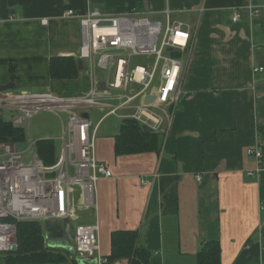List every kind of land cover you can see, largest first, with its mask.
<instances>
[{
  "label": "crops",
  "instance_id": "1",
  "mask_svg": "<svg viewBox=\"0 0 264 264\" xmlns=\"http://www.w3.org/2000/svg\"><path fill=\"white\" fill-rule=\"evenodd\" d=\"M254 3L264 14V0H0V90L12 94L68 100L89 93L92 79L77 63L74 79L50 74L52 58H79V17L89 9L118 17L134 7L163 28L173 22L189 28V47L180 55L181 99L163 116L154 150L116 152L121 116L130 110L113 115L121 120L117 131L101 133L102 121L112 116L108 110L94 107L105 111L95 123L90 109L83 112L96 127L95 159L111 177L96 184L94 207L74 197L80 193L75 186L70 202L75 219L52 224L63 230L96 225L105 264H129L117 240L129 232L136 235V247L149 252L148 264H196L201 246L210 241L219 244L220 264H264V166L247 176L256 162L246 153L254 146L264 153V18L255 16ZM68 11L77 18H65ZM257 68L263 71L254 72ZM97 78L105 81L106 73ZM66 135L62 123L34 139L27 123L21 142L31 141L36 151L38 142L50 141L57 160ZM57 251L68 258L56 264L73 259ZM2 254L0 264H10Z\"/></svg>",
  "mask_w": 264,
  "mask_h": 264
},
{
  "label": "built area",
  "instance_id": "2",
  "mask_svg": "<svg viewBox=\"0 0 264 264\" xmlns=\"http://www.w3.org/2000/svg\"><path fill=\"white\" fill-rule=\"evenodd\" d=\"M252 6L256 9L255 16L264 18L258 5ZM65 18L77 16L68 11ZM79 20V58L92 79L87 95L59 100L47 95L0 92V115L13 127L23 129L25 135L30 118L42 111H65L68 115L66 139L52 166L43 165L37 158L31 141H24L27 144L24 151L17 149V142L0 141V253L11 251L20 222L75 219L70 207L75 186L79 187L83 206L94 207L96 184L101 178L111 177V171L95 159L96 127L89 117H83L85 110L105 107L107 115L130 110V114L121 117L158 133L162 130L163 116L181 99L180 55L188 50L191 39L187 25L173 22L163 28L136 11L110 17L95 9H89ZM236 20L234 16L232 21ZM134 60L141 63L134 64ZM103 71L107 79L100 81L97 75ZM261 71L262 68L254 69ZM149 96L154 100L145 104ZM137 101L139 104L134 106ZM30 149H34L35 155L28 154ZM246 153L256 162L255 172H247V176H253L263 169L264 153L259 146L249 148ZM196 181H200L198 176ZM97 232L96 225L77 226L73 230V248L79 257L105 264Z\"/></svg>",
  "mask_w": 264,
  "mask_h": 264
},
{
  "label": "trees",
  "instance_id": "3",
  "mask_svg": "<svg viewBox=\"0 0 264 264\" xmlns=\"http://www.w3.org/2000/svg\"><path fill=\"white\" fill-rule=\"evenodd\" d=\"M134 7L130 8L133 11ZM76 62L72 58H52L50 74L54 79H74L77 76ZM155 132H143L141 126L130 119L122 120L119 134L115 137V149L119 154H136L152 151L156 148ZM24 131L15 128L0 115V141L21 142ZM36 154L43 165L49 167L55 164V149L50 141L38 142ZM120 251L128 253L129 264H148L149 252L137 248L134 244L136 235L132 232L118 234ZM17 250L6 252L4 259L10 264H56L66 263L67 256L61 251L47 248L44 243L43 225L37 221L20 222L17 225ZM108 263V262H107ZM69 264H76L72 259ZM196 264H220V247L218 242H205L196 256Z\"/></svg>",
  "mask_w": 264,
  "mask_h": 264
},
{
  "label": "rangeland",
  "instance_id": "4",
  "mask_svg": "<svg viewBox=\"0 0 264 264\" xmlns=\"http://www.w3.org/2000/svg\"><path fill=\"white\" fill-rule=\"evenodd\" d=\"M145 19L153 22L155 21V18H152L151 16H142ZM159 21L163 26H165V20L162 18H159ZM134 64L141 63V60H134ZM81 87L85 88L86 83L84 80H81L80 82ZM139 102H135L133 105H138ZM90 117L92 118L93 122H97L99 118H101L102 115H104L105 111L100 112L99 109L93 108L89 110ZM130 112H125L124 114H130ZM6 115H8V112H5ZM6 120H8L6 118ZM68 121V115L64 112L59 113H53L50 111H42L37 115H34L30 118L28 121V134L34 138L39 139L44 133H47V131H53L55 128L61 129L62 123L66 125ZM120 119H118L116 116H108L106 117L100 126L99 133L105 130H110L111 128L118 130ZM54 143L56 145L57 151L59 150V141L54 139ZM79 195V192L75 194V198H77ZM81 218H86L87 215L80 213L79 214ZM80 223V222H79ZM44 224V223H43ZM0 256H3L2 253H0Z\"/></svg>",
  "mask_w": 264,
  "mask_h": 264
},
{
  "label": "water",
  "instance_id": "5",
  "mask_svg": "<svg viewBox=\"0 0 264 264\" xmlns=\"http://www.w3.org/2000/svg\"><path fill=\"white\" fill-rule=\"evenodd\" d=\"M112 53L121 54L122 52H112ZM76 63H77V69L79 71H84L86 69L83 61L80 58L76 60ZM7 89L6 88L1 89L0 92L7 91ZM153 100H154V97L149 96L145 98L144 103L148 104V103H151ZM83 117L88 118V115L83 114ZM141 129L143 132H152L146 126H142ZM26 148H27L26 142H20L17 144V149L19 151H24ZM28 154L35 155L34 149H30L28 151ZM43 237L45 240V244L48 248L66 251L72 256L76 264H97L96 259L81 258L77 255V253L75 252L73 248V229L70 225H68L67 229L63 230V229L58 228L55 224H52L49 222L44 223ZM16 248H17V238L14 241V245L11 247V252L16 251Z\"/></svg>",
  "mask_w": 264,
  "mask_h": 264
}]
</instances>
